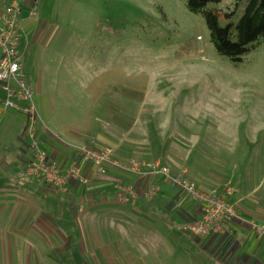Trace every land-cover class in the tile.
<instances>
[{"label":"rangeland","instance_id":"374dc122","mask_svg":"<svg viewBox=\"0 0 264 264\" xmlns=\"http://www.w3.org/2000/svg\"><path fill=\"white\" fill-rule=\"evenodd\" d=\"M186 2L38 0L32 7L35 15L27 9L29 18L21 24L24 31L18 42L24 49L36 104L43 96L38 94L40 87L43 94L53 96L61 127L73 120L95 134L78 147L108 146L119 162L158 161L168 170L170 160L161 150L166 151L171 142L189 146L184 137L200 138L194 144L210 155L203 160L205 167H218L234 153L245 161V154L252 156L248 166H254L260 178L264 172V39L241 62H234L216 51L205 20L191 12ZM235 2L215 5L221 25L229 22L221 10L233 8ZM246 2L240 0L233 20L241 16ZM38 112L40 125L45 120ZM39 135L43 137L40 131ZM138 150L147 153L139 158ZM116 152L128 158H118ZM152 154L161 158H149ZM107 166L142 178L139 185L117 182L114 188L134 185L145 200L143 191L154 182L151 175L141 177L113 164L104 165V172ZM115 211L107 214L114 219L107 216L99 226L123 242L135 264L173 261L167 250L173 245L167 236L170 228L161 219L149 218L145 210L143 214L128 208Z\"/></svg>","mask_w":264,"mask_h":264},{"label":"crops","instance_id":"0c3cea01","mask_svg":"<svg viewBox=\"0 0 264 264\" xmlns=\"http://www.w3.org/2000/svg\"><path fill=\"white\" fill-rule=\"evenodd\" d=\"M11 1L14 0H0V10ZM17 1L30 10L38 0ZM23 12L22 24L29 18L28 10ZM27 41L32 43L29 38ZM38 94L43 96L39 106L36 105L45 120V124L40 122L39 131L45 138L48 155L61 167H67L79 159L76 147L88 144L95 134L73 120L70 125L62 126L64 130L56 117L53 96L48 92L44 96L40 87ZM26 129L27 117L22 111H0V264H135L123 242L99 226L108 217L114 219V215L107 214L117 208L142 214L145 210L146 216L159 218L170 228L168 239L177 246H167L173 257L169 264H264V239L258 238L250 226L251 222L264 224V172L258 178L254 166H248L252 156L244 154L242 157L247 160L242 161L234 153L218 167H205L203 160L210 155L194 144H199L200 138L191 137L183 138L189 146L179 147L171 142L166 151L161 150V155L167 153L170 161L166 167L171 173L183 171L201 189L209 190L221 184L234 186L231 200L237 206L238 218L232 223V233L194 237L185 233L182 225L199 215L197 205L162 174L151 176L160 185L157 199L146 202L139 198L128 204L115 199L114 185L126 181L139 185L143 179L113 166H107L102 173L93 165H85L83 172L90 177V183L84 186L72 181L64 194L28 176L25 168L32 152ZM140 134L144 135L141 127ZM135 152L139 158L147 153ZM116 156L128 158L118 152ZM149 158L161 157L152 154Z\"/></svg>","mask_w":264,"mask_h":264},{"label":"built area","instance_id":"2783aa9c","mask_svg":"<svg viewBox=\"0 0 264 264\" xmlns=\"http://www.w3.org/2000/svg\"><path fill=\"white\" fill-rule=\"evenodd\" d=\"M22 14L23 6L17 0L11 1L0 10V111L4 113L16 109L27 117L26 133L32 154L25 168L26 174L43 181L60 193L67 192L68 186L74 180L82 185L90 182V177L83 173L86 164L96 165L102 172L104 165L113 164L141 177L162 174L165 180L185 191L198 207L199 215L184 223L185 233L194 237L230 235L233 231L232 223L238 218L237 206L231 200L235 189L230 184H221L209 190L201 189L184 173L171 175L167 169L160 167L158 161L119 162L114 158L113 150L103 145L78 147L79 159L65 168L50 159L44 139L39 135L40 115L35 101L36 93L27 80L25 58L18 45ZM35 14L36 11L32 8L30 15ZM159 192L160 186L153 182L146 186L143 197L151 202L158 197ZM139 198L141 193L134 185H117L115 199L118 202L128 204ZM250 226L258 238L264 239V224L251 222Z\"/></svg>","mask_w":264,"mask_h":264},{"label":"trees","instance_id":"16d2710c","mask_svg":"<svg viewBox=\"0 0 264 264\" xmlns=\"http://www.w3.org/2000/svg\"><path fill=\"white\" fill-rule=\"evenodd\" d=\"M222 1L187 0L186 6L205 20L216 51L234 62H241L244 55L257 48L264 39V0H247L237 21L233 20V17L240 0H236L233 8L222 9L229 20L226 25L220 24V10L215 7ZM24 10L27 9L23 7Z\"/></svg>","mask_w":264,"mask_h":264}]
</instances>
